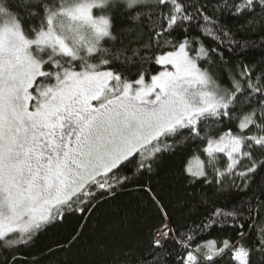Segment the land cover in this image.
<instances>
[{
	"label": "snow or ice",
	"instance_id": "snow-or-ice-1",
	"mask_svg": "<svg viewBox=\"0 0 264 264\" xmlns=\"http://www.w3.org/2000/svg\"><path fill=\"white\" fill-rule=\"evenodd\" d=\"M0 264H264V0H0Z\"/></svg>",
	"mask_w": 264,
	"mask_h": 264
},
{
	"label": "trees",
	"instance_id": "trees-1",
	"mask_svg": "<svg viewBox=\"0 0 264 264\" xmlns=\"http://www.w3.org/2000/svg\"><path fill=\"white\" fill-rule=\"evenodd\" d=\"M152 222L155 223V224H159V223L162 222V218L160 216H158V215H154Z\"/></svg>",
	"mask_w": 264,
	"mask_h": 264
}]
</instances>
